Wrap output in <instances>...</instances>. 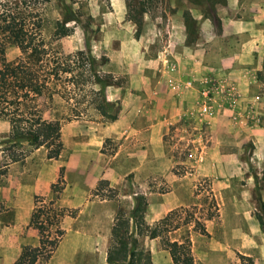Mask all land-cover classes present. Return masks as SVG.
I'll use <instances>...</instances> for the list:
<instances>
[{
    "label": "crops",
    "instance_id": "obj_1",
    "mask_svg": "<svg viewBox=\"0 0 264 264\" xmlns=\"http://www.w3.org/2000/svg\"><path fill=\"white\" fill-rule=\"evenodd\" d=\"M195 6L190 3L188 7L172 6V11L160 9L162 43L157 54L151 56L148 48L156 34L136 37L135 24L126 18L128 3L111 0L112 10L102 17L105 25L99 47L101 55L108 58L104 70L128 78L123 93L121 88H105L106 100H120L118 116L112 122L91 120L90 125H82L81 119L64 123L58 133L62 150L57 159L45 156L31 162L32 157H26L22 162L7 165L0 182L1 262L12 264L22 246L38 245V231L29 226L35 197L73 211V216L65 214L60 220L63 237L73 233L92 239V252H100L102 264H107L109 244L108 234L103 232L110 234L107 227L112 225L115 198L122 197V189L133 193L136 182L144 190L151 180L156 184L164 181L171 184L169 193L144 194L148 209L156 216L152 222L181 205L186 196L180 191L177 177L167 174L173 163L166 155L163 137L175 122L196 120L198 105L205 102L200 89L210 81L229 90L215 95V101L210 103L205 118L207 128L213 137L229 132L234 142L238 140L235 144L239 149L250 140L252 164L259 170L257 176H262L264 89L257 93L263 85L257 73L264 66V3L252 10L247 20L236 15L239 0H227L219 5L215 12L220 22L218 32L210 18L200 14ZM184 10L198 22V37L194 42L187 41ZM170 63H175V68ZM185 81H192L195 89L184 86ZM236 157L230 152L222 159L226 169L223 177L212 182L223 238L207 242L206 253L196 258L204 264H229L234 250L254 256L255 264H264V233L254 218L257 207L251 192L256 182L247 177L246 186L234 191L232 184L238 180L236 168L241 164ZM53 185H58L55 191ZM110 189L117 191L113 199L106 196ZM170 194L172 197L168 198ZM256 197L263 201L264 193ZM211 220L215 222L214 217L208 219ZM207 232L211 233L209 227ZM84 243L85 239L74 241L72 254L84 257L87 262L85 257L90 259V253L81 246ZM170 261L167 259L163 264Z\"/></svg>",
    "mask_w": 264,
    "mask_h": 264
},
{
    "label": "trees",
    "instance_id": "obj_2",
    "mask_svg": "<svg viewBox=\"0 0 264 264\" xmlns=\"http://www.w3.org/2000/svg\"><path fill=\"white\" fill-rule=\"evenodd\" d=\"M48 2L0 1V118L19 120L28 125L27 131L13 140L21 148L9 146L2 149L3 156L7 158L5 167L8 163L22 162L28 152L40 147L46 150V158L57 159L62 150L57 137L64 123L83 119L88 109L97 115L93 120L112 122L121 108L119 100H106L105 88H124L126 80L124 76H115L103 69L108 63L105 55L96 58L88 48L64 54L44 39L41 33L42 14ZM128 4L131 13V0H128ZM76 19L74 15H63L61 21H56L52 40L69 35L70 29L65 24ZM184 21L188 35L194 34L197 21L187 15ZM213 22L219 25L215 17ZM6 46L19 49V55L12 61L5 58ZM257 79L264 85V66L257 73ZM22 142L25 145H21ZM261 179H264V171ZM106 196L113 198L114 195ZM211 201L213 210L206 219L217 214L213 197ZM147 209L148 199L145 195L135 198L128 213L117 209L110 228L105 258L107 264H152L148 251L131 246L136 245L135 235L162 237L164 233L176 229L178 224L170 225L169 218L173 214L170 211L153 225H147L144 221ZM65 214L72 215L73 211L58 208L53 201L35 197L29 226L38 229L39 243L37 246H22L12 264L46 263L64 235L60 220ZM256 218L263 226L258 213ZM197 224L200 223L197 221L194 227ZM198 230L206 233L202 224ZM163 246L168 250L171 264H195L188 237L181 240L165 238Z\"/></svg>",
    "mask_w": 264,
    "mask_h": 264
},
{
    "label": "rangeland",
    "instance_id": "obj_3",
    "mask_svg": "<svg viewBox=\"0 0 264 264\" xmlns=\"http://www.w3.org/2000/svg\"><path fill=\"white\" fill-rule=\"evenodd\" d=\"M125 1L128 3V0ZM226 1L227 0H131L132 11L131 13L128 12L126 18L135 24L136 37L140 36V34H145L147 36L149 33L151 36L153 33L156 34L154 42L151 43L148 48V54L154 56L161 48L162 43L160 41L163 33L162 30L160 31L162 22L159 19L162 16L161 8H166L172 11V6L176 9L181 6L188 7L189 4L192 3L196 5L195 7L200 14L204 17L210 18L211 22L214 24L213 18L215 17L216 8L219 5L226 3ZM239 2L240 9L236 12V15L247 20L251 17V11L257 10L261 2L264 3V0H239ZM109 10H112L111 0H49L42 14V36L51 46L58 47L64 54L73 53L77 50H86V48H88L90 53L98 58V56L101 55L99 47L101 42L100 38L102 36L101 31L104 29L105 25L102 17L104 13H107ZM63 15H74L77 19L76 21H69L65 24V26L70 29L69 35L60 37L57 40H52L56 21H61ZM186 15L191 17L188 10H184L183 17ZM128 17H131L132 19H129ZM135 20H137V23ZM219 29L220 22L218 26L214 24V30L218 32ZM197 31L198 24L195 28L194 34L191 33L188 35V42L196 41L198 37ZM18 55L19 49L17 47H5V58L7 61H12ZM103 69H106V65ZM124 77L127 82V76ZM263 89L264 85L258 87L257 93H261ZM121 91L123 93L125 89L121 87ZM201 106L202 104L198 105V112L195 121H177L170 126L168 132L163 137V145L166 155L173 163V166L167 171V174L171 177L173 175L177 177L176 179L179 181L178 185L181 188L180 191L185 194L186 199L183 200L181 205H178V207L171 210L173 211V214L169 218V221L171 222L170 225L174 226L178 224L176 229L164 233L162 237L149 238L147 236L135 235L136 245L131 246L136 249L148 251L152 264H163V261L166 263V260L170 259L168 250L163 246L165 238L168 240H181L183 237H188L192 249L194 250L192 251L194 261L198 256L201 257L206 253L205 246L208 241L212 240V238H223L218 227L219 220L217 216H214L215 220L213 221L215 222H212V220L209 222L206 217L208 213L213 210L211 201L213 194L212 182L217 178L223 177V173L226 169L222 159L228 156L230 152L234 153L237 156L236 158L238 161L241 163L240 166L236 168V177L238 180H234V183L232 184L234 191H241L243 188L242 185H245V178L252 177L253 181L256 182V185H253L251 188L252 202L254 203V206L257 207L254 212V218H256V214L258 213L263 220V226L260 225V228L261 230L262 227L264 228V200L262 201L260 198L256 199L257 194L260 197V193H264V179H261L262 176H257L259 170L254 168L252 164V142L249 140L242 143L239 149V146H236L235 144L238 140H235L234 142V138L230 136L229 132H221L218 136L213 137L211 130L207 128L208 123L205 121L206 115L209 112H202ZM85 116L86 117L83 116V119L81 120L78 119L79 123L82 125H85L86 123L90 125L92 121H96L93 119H96L97 115L91 109L86 111ZM90 116L92 121L89 120ZM27 129L28 125L25 122L0 118V182L2 176L5 174L4 170H6V167L4 164L7 161V158L2 154V149L9 146L21 148V146L14 143L13 140L22 136ZM57 141L62 146L59 137H57ZM21 145H25V143L22 142ZM45 154V149L40 147L39 150L28 152L26 157H32L31 162H34L43 159ZM130 177L131 175L126 177V180H129ZM134 185L133 193H129L127 190L122 189V197L120 196L117 199L114 197L117 194V191L111 189V192L106 193V195H114L113 198L117 200L116 211L118 208H121L124 212L128 213L134 205L135 198L138 195L148 194V192H157L160 195L171 191V184L165 181L156 184L154 180H151V182H148V185L146 186L147 188L144 190L139 189L138 187L140 186L136 182ZM57 188L58 185L52 186V190L54 191ZM170 197H172L171 194L168 198ZM36 203L38 202L36 201ZM168 213L169 212L166 214ZM73 215L74 213L70 216ZM164 216L165 215L162 217ZM155 217V214L148 209L144 215V221L147 225L151 226L162 218L161 217L152 222V219ZM197 221L200 224H197V227H194ZM244 222L246 223V220H244ZM201 224L204 226L206 233L199 232L198 227ZM110 226L107 228L110 229ZM245 226L246 224L244 227ZM208 227L211 232L210 234L207 232ZM35 229L38 231L37 228ZM262 231L264 233V230ZM103 234H108L107 241H109L108 231L105 230ZM77 239H85V243L81 246L86 247L87 251L90 253L88 254L90 259H88L87 256L85 257L89 260L87 261L88 263L84 260V257L79 255L75 257L72 254V246H74V241H77ZM74 258L76 259L74 260ZM230 258L229 264H238L236 260L239 261V264H255L254 256H244L237 250H234L233 256L231 255ZM194 263L204 264L198 260ZM0 264H4V262L0 261ZM44 264H102V260L100 252H92V239L87 238V236L85 237L83 235L68 233L62 238L49 260ZM168 264H171V261Z\"/></svg>",
    "mask_w": 264,
    "mask_h": 264
},
{
    "label": "built area",
    "instance_id": "obj_4",
    "mask_svg": "<svg viewBox=\"0 0 264 264\" xmlns=\"http://www.w3.org/2000/svg\"><path fill=\"white\" fill-rule=\"evenodd\" d=\"M169 63V62H166ZM170 67L175 68V63H170ZM184 86L187 88H193L195 89V85L192 81H185ZM205 97V102L202 103L201 110L202 112H209L211 107V102H214L215 95H220L224 92H227L229 88L226 86H220L216 85V83H213V81H210L205 88L200 89Z\"/></svg>",
    "mask_w": 264,
    "mask_h": 264
}]
</instances>
